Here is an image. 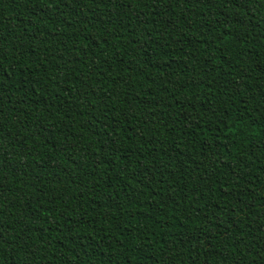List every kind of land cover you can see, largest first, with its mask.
<instances>
[{"label":"trees","instance_id":"16d2710c","mask_svg":"<svg viewBox=\"0 0 264 264\" xmlns=\"http://www.w3.org/2000/svg\"><path fill=\"white\" fill-rule=\"evenodd\" d=\"M0 264H264V0H0Z\"/></svg>","mask_w":264,"mask_h":264}]
</instances>
